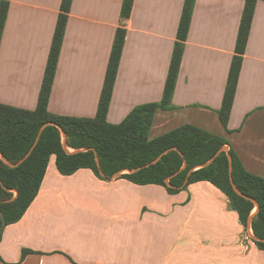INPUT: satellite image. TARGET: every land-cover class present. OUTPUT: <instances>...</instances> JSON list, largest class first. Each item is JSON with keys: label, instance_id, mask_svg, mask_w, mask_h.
<instances>
[{"label": "crops", "instance_id": "obj_1", "mask_svg": "<svg viewBox=\"0 0 264 264\" xmlns=\"http://www.w3.org/2000/svg\"><path fill=\"white\" fill-rule=\"evenodd\" d=\"M3 0H0V3ZM0 35V106L34 112L56 24L66 17L44 113L94 119L119 29L124 32L104 120L120 123L157 103L148 138L188 124L227 141L243 169L264 176V0L252 10L225 123L219 110L245 0H5ZM181 55L167 106H160L176 44ZM245 227L229 198L207 180L169 193L162 185L69 175L48 158L36 196L0 238V264H264L244 249ZM23 250H30L23 254Z\"/></svg>", "mask_w": 264, "mask_h": 264}, {"label": "trees", "instance_id": "obj_2", "mask_svg": "<svg viewBox=\"0 0 264 264\" xmlns=\"http://www.w3.org/2000/svg\"><path fill=\"white\" fill-rule=\"evenodd\" d=\"M71 0H62L61 9L67 11ZM193 0H186L181 16L178 38L184 39ZM256 0H245L239 27L236 53L219 110V118L226 122L239 73L244 44ZM133 0H124L122 15L130 14ZM7 3H0V35ZM66 17L60 15L53 35L45 74L38 96L36 111L30 112L0 106V238L3 228L20 219L37 194L51 154L55 155L57 170L69 175L79 168H90L104 180L125 178L137 184H159L169 193L185 188L189 183L207 180L224 192L229 205L237 211L240 222L247 227L254 203L238 195L231 186V174L238 189L257 203L251 218L255 244L264 249V176L243 169L231 149L221 150L227 141L202 129L185 124L157 138L148 133L157 103L134 107L118 124L104 120L115 77L116 66L123 44L124 32L115 36L106 77L94 119L57 117L44 113L62 39ZM181 55V44L175 46L160 106L165 108L174 84ZM48 122L42 129L41 127ZM59 127L64 132V139ZM66 147L74 149L68 151ZM159 159L153 162L162 152ZM7 159L13 166L7 164ZM98 158V162L96 161ZM206 166L196 168L209 159ZM184 165V166H183ZM183 166V167H182ZM182 167V168H181ZM193 169L190 174L189 170ZM170 177L169 184L166 179ZM13 198L10 201L9 199ZM30 250H23V254Z\"/></svg>", "mask_w": 264, "mask_h": 264}, {"label": "water", "instance_id": "obj_3", "mask_svg": "<svg viewBox=\"0 0 264 264\" xmlns=\"http://www.w3.org/2000/svg\"><path fill=\"white\" fill-rule=\"evenodd\" d=\"M47 124H54V123H53V122L45 123V124L41 127V129H42L44 126H46ZM59 129H60V131H61V133H62V137H64V132H63V130H62L60 127H59ZM224 149L226 150L225 147H222L219 151L224 150ZM165 152H166V151L162 152V153H161L156 159L153 160V162L157 161V160L159 159V157H161ZM2 159H3L7 164H9V165H11V166L15 165V164L11 163L10 161H8L7 159H5V158H3V157H2ZM212 159H213V157H212L211 159H209L208 161L204 162L203 164L196 166L194 169H196V168H200V167H203V166H206L208 163H210V162L212 161ZM227 159H228V162H229V178H230V183H231L232 188L234 189V191H235L238 195H240V196H242V197H244V198H247V199L251 200V201L254 203L255 207L257 208V203H256V201H255L253 198H250V197H248L247 195H245L244 193H242V192L238 189V187L235 185L234 180H233V178H232V174H231V156H230V154H227ZM96 161L98 162V158H97V157H96ZM183 166H184V165H183ZM183 166H182V167H183ZM182 167H181V168H182ZM192 170H193V169L189 170L188 174H190V172H191ZM125 171L129 172L130 170H122V171H118V172L114 173L113 178H116L120 173L125 172ZM169 179H170V177H168V178L166 179V183H167V184H169ZM12 199H13V198H11V199H9V200H7V201H10V200H12ZM252 215H253V214H251V215L249 216V218H248V224H247V227H248V226L251 227V226H250V223H251ZM254 238H255V237H254ZM255 239H256V238H255Z\"/></svg>", "mask_w": 264, "mask_h": 264}, {"label": "built area", "instance_id": "obj_4", "mask_svg": "<svg viewBox=\"0 0 264 264\" xmlns=\"http://www.w3.org/2000/svg\"><path fill=\"white\" fill-rule=\"evenodd\" d=\"M255 238L251 227H247L240 236L239 243L244 249H248L250 245L255 243Z\"/></svg>", "mask_w": 264, "mask_h": 264}, {"label": "rangeland", "instance_id": "obj_5", "mask_svg": "<svg viewBox=\"0 0 264 264\" xmlns=\"http://www.w3.org/2000/svg\"><path fill=\"white\" fill-rule=\"evenodd\" d=\"M63 139H64V137H63ZM66 149L68 150V151H74V149H72V148H69V147H66ZM208 161V160H207ZM256 211V207H254V209L252 210V213L251 214H253L254 212Z\"/></svg>", "mask_w": 264, "mask_h": 264}]
</instances>
